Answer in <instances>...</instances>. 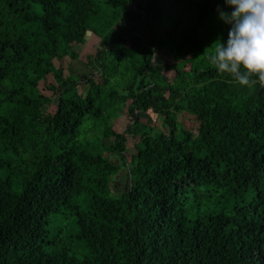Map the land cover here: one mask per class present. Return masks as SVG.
Segmentation results:
<instances>
[{
    "label": "trees",
    "instance_id": "trees-1",
    "mask_svg": "<svg viewBox=\"0 0 264 264\" xmlns=\"http://www.w3.org/2000/svg\"><path fill=\"white\" fill-rule=\"evenodd\" d=\"M219 9L230 10L224 0H0V264H264V87L210 61L230 27ZM86 31L100 40L84 60L93 72L65 75L54 60H78L72 45ZM152 108L159 127L142 120ZM182 113L196 129L182 128ZM217 192L252 198L230 211L200 205ZM60 218L72 227L51 237Z\"/></svg>",
    "mask_w": 264,
    "mask_h": 264
},
{
    "label": "clouds",
    "instance_id": "clouds-1",
    "mask_svg": "<svg viewBox=\"0 0 264 264\" xmlns=\"http://www.w3.org/2000/svg\"><path fill=\"white\" fill-rule=\"evenodd\" d=\"M230 10L219 9L229 25L228 38L220 39L210 61L242 86L264 87V0H224Z\"/></svg>",
    "mask_w": 264,
    "mask_h": 264
},
{
    "label": "rangeland",
    "instance_id": "rangeland-1",
    "mask_svg": "<svg viewBox=\"0 0 264 264\" xmlns=\"http://www.w3.org/2000/svg\"><path fill=\"white\" fill-rule=\"evenodd\" d=\"M84 37L86 39L84 44H75L72 45V49L79 53L80 58L78 60H71L69 57H65L61 61L54 60V64L57 68H62L64 71V74H72L74 72H77L81 75H90L93 71L91 69H88L84 65V60L87 57V55L94 54L96 49L99 47L100 40L99 38L94 35L90 31H86L84 34ZM169 62H171L172 57H168ZM168 76L170 78L174 77L173 72H169ZM95 78L98 81H101L99 78V75H95ZM54 79L52 74H49L46 76V78L40 82L39 88L41 92H43L46 95H51V91L46 89V86L53 83ZM85 89V86H79V92H82ZM57 102V97H53V103L49 107H45L44 110L53 112L55 110V104ZM142 120L144 122H147L155 127L160 126V122L157 118V109L152 108L148 111L146 114H142ZM178 120L181 123L182 128L194 130L198 126L195 122L194 117L191 115H188L186 113H182L178 115ZM129 122V118L127 116H121L117 120H115L113 129H114V136H116L118 133H120ZM105 140V139H104ZM110 140V139H109ZM111 141V140H110ZM138 142V139H130L127 143V151H126V160L129 164H131L137 154V149L135 148V144ZM105 155L108 156L111 160L119 163V160L114 153L112 149H108L105 151ZM124 177V175H123ZM124 189L123 184H116L115 186L110 187V191H121ZM220 193H213L208 199L205 201H201L200 205H204L205 207H216L218 209H225L227 211H230L235 205H244L247 204L251 198L252 195L248 194L245 196L244 199H230L226 202L223 201L221 197H219ZM61 227H72V218H60L56 223L50 228V236L52 237L55 233H57Z\"/></svg>",
    "mask_w": 264,
    "mask_h": 264
}]
</instances>
